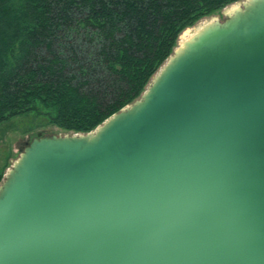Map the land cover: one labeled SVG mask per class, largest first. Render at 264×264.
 Instances as JSON below:
<instances>
[{"label": "water", "instance_id": "95a60500", "mask_svg": "<svg viewBox=\"0 0 264 264\" xmlns=\"http://www.w3.org/2000/svg\"><path fill=\"white\" fill-rule=\"evenodd\" d=\"M231 5L94 130L26 144L0 264H264V0Z\"/></svg>", "mask_w": 264, "mask_h": 264}, {"label": "trees", "instance_id": "16d2710c", "mask_svg": "<svg viewBox=\"0 0 264 264\" xmlns=\"http://www.w3.org/2000/svg\"><path fill=\"white\" fill-rule=\"evenodd\" d=\"M237 1L0 0V123L38 113L94 130L140 97L184 31Z\"/></svg>", "mask_w": 264, "mask_h": 264}, {"label": "rangeland", "instance_id": "374dc122", "mask_svg": "<svg viewBox=\"0 0 264 264\" xmlns=\"http://www.w3.org/2000/svg\"><path fill=\"white\" fill-rule=\"evenodd\" d=\"M232 6L233 5H230L212 16L201 19L188 29H194L197 25L214 18L223 20L227 10ZM178 45H181V36L178 40ZM61 132L63 133L64 131L50 124L45 117L38 115V113L19 115L0 123V174H3L4 178L8 169L12 167L14 161L19 157L26 144L30 142L34 136H37L39 133L54 134Z\"/></svg>", "mask_w": 264, "mask_h": 264}, {"label": "bare ground", "instance_id": "6f19581e", "mask_svg": "<svg viewBox=\"0 0 264 264\" xmlns=\"http://www.w3.org/2000/svg\"><path fill=\"white\" fill-rule=\"evenodd\" d=\"M234 8L230 9L229 12L230 11L232 12L234 10ZM206 22L197 25L194 29H188L187 31H185L181 35V43H183L184 41H186L187 39H189L191 36H193V34L196 33L199 29H201L203 27V25H205Z\"/></svg>", "mask_w": 264, "mask_h": 264}]
</instances>
